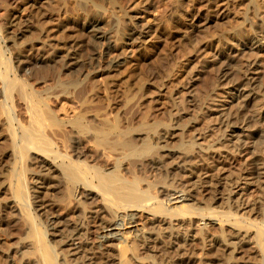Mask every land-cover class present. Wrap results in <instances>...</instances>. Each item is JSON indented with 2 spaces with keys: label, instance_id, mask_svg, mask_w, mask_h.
<instances>
[{
  "label": "rangeland",
  "instance_id": "374dc122",
  "mask_svg": "<svg viewBox=\"0 0 264 264\" xmlns=\"http://www.w3.org/2000/svg\"><path fill=\"white\" fill-rule=\"evenodd\" d=\"M249 8V0H0V59L3 57V63L25 69L37 67L39 63L42 66L45 62L51 63L55 68L48 76L51 85L44 88L35 84L34 78L38 75L32 76V82L35 89H39V96L63 93L56 108L60 119L72 120L80 111L91 110L93 115L97 112L99 127L120 122L125 130L144 125L147 131L152 125L160 132L167 125L175 126L183 133L177 131L179 135L171 140L170 147L180 152L188 149L186 142L195 140L196 135L204 137L197 142L196 149L189 152L191 157L188 159L197 172L193 180H197L196 183L201 181L195 187L185 188L186 193L189 191L193 195L194 203H185L183 207H187V211L195 209V212L184 216L182 221H162V218L155 219L149 210L133 209L130 213L136 216V224L125 227L124 236L119 235L121 240L104 241L98 228L99 220L96 217L87 220L84 216H96L92 214L94 210L103 208L101 196L95 195L90 206L84 205L79 198L71 197L69 202L72 194L62 180L51 181L60 183V192L46 188L51 182L37 169L41 156L38 159V155L29 153L23 162L18 159L12 135H9L11 128L4 115L12 110L13 103L4 96L5 86L0 82V100L3 102H0V264H55L43 255L42 243L38 246L32 229L30 234V228H35L34 223L25 215L18 195L30 198L33 212L28 213L37 215L34 221L41 225L53 222L51 216L55 215V210L59 212L56 211V216L60 214L65 220L67 217V222L63 221L65 224L56 227L57 231L49 227L44 242L45 245L49 243L46 245L49 251L51 247L59 254L58 264H264V248L260 247V250V240H256L261 239L264 247V234L262 237L258 233V227L262 229L264 224V17L248 15ZM94 22L98 23V36L88 30ZM58 29L60 32L55 35ZM130 33L137 34L140 39L130 41ZM60 43L64 44V53L75 55L69 75L60 74L63 61L53 57L55 45ZM114 61L120 62V66L111 69L110 64ZM14 76L11 80L16 79ZM22 79H26L23 72L17 77L19 85ZM244 85L246 90H252V95L243 100L241 91ZM75 99L81 106L79 109L72 103ZM233 125L239 126L234 129L238 138L232 135ZM60 135L58 138L69 145L66 134ZM155 141L157 145L160 142ZM80 146L90 160L94 154L92 161L88 159L91 166L102 164L108 168L114 164L113 160L96 154L102 147L95 141H84ZM110 147L112 145L109 150L114 154ZM153 153L147 158L142 156L143 159L129 157L134 163L128 160L127 165H130L129 171L131 167L134 166L135 170L136 165L142 167L144 163V166L150 163L165 165V168L142 167L141 177L145 183L159 184V189H154L156 192L149 190L147 184L142 185V190L148 188L147 192L157 195L165 181L171 184L170 177L164 178L168 175L165 169L174 163L170 160L169 165L168 159L161 160L162 150ZM145 158L149 159L146 161ZM137 160L145 162L138 163ZM255 161L260 164L258 168L262 167V175H250ZM163 162L166 163L163 165ZM17 167H24L23 170L29 172L25 171L27 181H23L28 194L26 189L23 191L25 195L18 193L21 188L17 186L22 183H16L18 174L14 171ZM143 173L146 174L144 177ZM246 175L250 180L243 179ZM129 176L127 173L130 180ZM165 188L163 190L169 193V188ZM157 196L158 200L164 198L163 194ZM177 197L180 195H175ZM176 200L170 205L179 208L182 202ZM62 202H67L66 206H62ZM199 208H215L217 214L210 217L208 212L207 218L203 219ZM230 211L238 215V220L233 218V224L226 222L222 217L224 214H220ZM109 214L104 218L107 227L111 222L109 217H112ZM70 217L77 220L72 221ZM74 221L82 224L84 237L83 242L76 240L73 244L65 235L69 234V225L76 223ZM243 225H248L249 229H241ZM27 245L32 246L29 251L25 249L23 255L20 252L15 255L20 247ZM171 248L174 254L168 252ZM230 257L233 258L230 260Z\"/></svg>",
  "mask_w": 264,
  "mask_h": 264
},
{
  "label": "bare ground",
  "instance_id": "6f19581e",
  "mask_svg": "<svg viewBox=\"0 0 264 264\" xmlns=\"http://www.w3.org/2000/svg\"><path fill=\"white\" fill-rule=\"evenodd\" d=\"M249 4H250V8H249V12H247L248 15H253L254 17H257V18L264 17V0H249ZM260 10H262V11H260ZM88 30L90 32L94 33L96 36H98L99 33H100L99 29H98V23L97 22H94L88 28ZM58 32H60L59 29L56 30L54 34L56 35V33H58ZM130 34H131L130 35L131 36L130 37L131 38L130 41L134 42L139 37V36L138 37L136 36L137 34L136 35H134V33H133V35H132V33H130ZM55 37L53 36L52 38L55 40ZM100 37L101 36H99L98 38H100ZM56 39H57V37H56ZM139 39H140V37H139ZM57 40L54 41V42L57 43ZM55 46H56V51L53 54V55H55V56H53V57H55L54 60H56V58H57V59H61V61H63V64L61 66V72L60 71L59 72H60V74L63 73L65 75H69L70 73H72V67L74 66V63H75V62H73L75 60V57H74L75 55H74V53H66V52L64 53L63 52L64 44L61 45V43H60V44H57ZM40 47H41V45H40ZM0 58H1V55H0ZM4 60L5 59H3V57H2V60L0 59V62H2V61L4 62ZM54 60H52V61L54 62ZM3 62L0 63V82H1V84H3L5 86L4 87L5 88L4 89V94L5 95L4 96L7 98V100H10V102L12 101V103H13L12 110H9L8 112H6L7 115H6V113L5 114L3 113V114L5 116H7L6 117L7 118L6 121L8 122L7 124H9L10 128L12 129V130L10 129L11 133H9V135L10 134L12 135L13 149H14L15 153L17 151L18 159H20V162H23L22 160L26 159V156H28L27 154H29V153L38 155V156H36L38 159H39V156H41L42 158L38 162L37 169L43 175V177H45V176L48 177V179L50 180L48 182H51L53 180L55 181V180L59 179V180H62L65 183L64 185H67L66 187H68V189L66 187H63L64 190L66 188V190L73 195V196L72 195L70 196V194L67 192V194H69L68 196H70L68 198L69 200H67L69 202H71L70 201L71 197L73 199L79 198V199H81V201H82V203L84 205L90 206L93 203V197L95 195L101 196L103 201H104L103 202L104 203L103 204V208H96V210H94L92 208L94 210V212L92 214L93 215L96 214V216L95 215L91 216V217L90 216L88 217L86 215H84V216H85V218L87 220L91 219V218L94 219L95 217L99 220L100 223H99V227L98 228H99L102 240H104V241L105 240H112L114 238L115 239L116 238H120V239H118V241L121 240L122 236L120 237L119 235H121V233L124 231V229L127 228L126 226L136 224V222H135L136 216L133 213H130V212H132L133 209H141L143 211H148L149 210V211H151L153 213L152 215H153V217L155 219L158 220V218H162V221H165V220H167V221L181 220L182 221V219L184 220V218H183L184 216H186L189 213L195 212V209H190V210L187 211V207L186 208L183 207L184 205H186L185 203L191 204L194 201V198L192 197L193 195L189 194L188 193L189 191L186 193L185 192V188L186 187H193V186L195 187L201 181L200 180V181H198V183H196L197 180L196 181L193 180L194 176H195V174L197 172H196V170L194 168H192L193 166L191 167L192 163L190 164L191 161H189L190 160L189 158L191 157V155H189L190 154L189 152H192L191 150L194 149V148L196 149V147L199 145V143H197V142L199 140H202L204 137L200 138L201 135L198 134V135H196L194 137L195 140L191 139L190 142H186V144L187 143L189 144L188 147L186 146L188 149L187 150L184 149L186 151L182 150V152H183L182 153V152H180L178 150L176 151L174 148L170 147V145L172 146L171 140L172 139H176L178 137L179 133H181V134L183 133L180 129H177L178 127H175V126L171 127V126L167 125L169 127V128H167V126L164 125V127L166 126V128H164L162 126L163 124L162 125H158V127L162 126V128H164L163 130H161L162 132L161 131L159 132V130H157V126L156 127H152V125H150L151 126L150 129H149V126H148L149 130H147V131H146V128H144L145 127L144 125H143V127H139V128L136 127L135 129H128L129 130L128 131V130L122 129V127L119 125L120 122L119 123L118 122L117 123L116 122L115 123L111 122L112 124L111 123L110 124L106 123V125L104 127H99L98 123H97L99 119L96 116L97 112H95L96 114L93 115L94 112L92 113L91 110L80 111L82 108L80 110H78V111H80L79 114H76V116L72 120H67L66 121L64 119L65 121H63L62 119L59 118V116L57 114L58 112L56 111L57 105H59V101H60L59 98L60 97L62 98V96H64L63 93H62V95H59V94L56 95L55 94L54 96H51V95L50 96H45V97L44 96H39L37 94V90H39V89H35V86H34L35 84H37V85L41 84L40 86H44V88H46V86L50 84L49 83L50 82L49 81L50 78L48 76H50V74L55 69L54 66L51 63H46L45 61L42 60L41 62L42 63L45 62L44 63L45 65L42 66V64L40 65V63H39V66H37V67L33 66L31 68L25 69L24 67H13L10 63L9 64H5ZM48 62H50V61H48ZM118 66H120V62H117V61L111 62V64H110L111 69L118 68ZM56 68H58V67H56ZM22 72L24 73V76H25L26 79H22L21 85H19L18 84L19 81L17 80V77L20 76V73H22ZM13 75H15L14 77H16L15 80H11ZM34 75L35 76L38 75V76L34 78V83L35 84L33 85L32 76H34ZM31 82H32V84H31ZM246 87L247 86L244 85V88L241 91V93H243V94H241L242 99L243 98H245V99L246 98H250L251 95H252L251 94L252 90H250V89L246 90ZM40 88H42V87H40ZM238 90H239V88H238ZM48 91H50L49 88H48ZM63 99H64V97H63ZM75 100L72 101V103L73 104L75 103L76 107H78V109H79L81 106H80L79 102L77 100L76 101ZM0 102H2V101L0 100ZM84 104H86V102L83 103V105ZM89 104H91V103H89ZM3 107H6V105H4ZM9 109H11V108H9ZM209 109H211V108H209ZM5 110H3V111L5 112ZM157 123L159 124V122H157ZM154 125H156V124L154 123L153 126ZM173 127L176 128V129H173ZM231 127H232V133H233L232 135L235 136L234 129L239 128V126L233 125ZM140 128H142V129H140ZM177 131H180V132L177 133ZM8 132H9V129H8ZM63 133L66 134L65 137H68L69 145H67V144L65 145L64 142H62L63 139L61 141V139L58 138L60 134H62L64 136ZM235 137H237V135ZM155 140H157V141L159 140L160 141L158 145L154 143V142H156ZM84 141H86L87 143L95 141V143L99 147H102L101 151L99 153L97 152L96 154L99 157H105V159L108 158V159L113 160L114 164L113 165L111 164L112 165L111 167L108 165V168H107L106 165H102L101 164L100 161L102 160V162H104V160L100 158L101 159L99 161V164H101L100 166L99 165H97V167L96 166L93 167V165L91 166L89 161H88V159H89V157H87L88 154H86V152H84V150L80 146V144L83 143ZM139 142H141L142 144L138 145ZM239 142H240V140H239ZM110 145H112V147H110V148H111V151H113L114 154H111V152L109 150V146ZM182 146L183 145H181V147ZM157 149L159 151L162 150V153H163L162 156L159 154V156L162 157L161 160H163V158L164 159L166 158V159L169 160V165L171 164L170 160L174 163L173 166H171L172 164L170 166H168L169 169L167 167L168 171L165 169V171H166L165 173H167L168 175H166V177H164V178H167V176H168L172 180V181H170L171 184H168L167 183L168 181L166 182L164 180L166 182V183L164 182V185L167 186L166 187L167 189L169 188V190H168L169 193L165 192V190H163L165 188V186H163L162 182H161L162 183L161 185L164 188L161 187L162 191H160V192L158 191L157 192V195H158V193H159V195L163 194L164 198L162 200L161 199L158 200V196L157 195H152L151 194L152 192L151 193L147 192L149 190L153 191L154 189L158 188L157 185L159 186V184L151 185L152 181L147 184V183H145L144 178L141 177V174H142L141 172L144 170V169L142 170V167L144 165H146V163H144L145 160H144V162H143V160L142 161L140 160L141 162L144 163V165L142 167L140 166L141 164L140 165H136L137 163L134 164L137 167H135L136 168L135 170H134V166L131 167L132 168V172H131V168H130V171H129L130 165L129 164H128L129 166L127 165V163L129 162L128 160H130V159H128L129 157H132L131 159H133V157H137V158H135V160H136V159H141L142 156L146 155V158H147V155L149 153H151V152L153 153L154 151L158 152ZM30 154H29V156H30ZM156 154L157 153H155V156H156ZM93 155H91V160L89 159L90 161H92V159L95 158V157H93ZM153 155H154V153H153ZM32 157H33V155H32ZM36 157H35V159H36ZM151 157H154V156H151ZM83 158H84V160H83ZM149 158H150V155H149ZM155 158H157V157H155ZM148 159H146V161ZM30 160H31V158H30ZM98 160H99V158H98ZM15 161H17V160H15ZM257 161H255L252 164L253 167H254L253 168L254 170L250 169L252 171L250 173V175L259 176L261 174L260 170L262 169V167L258 168V166H260V164L258 165L259 161L258 162ZM17 162H19V160ZM17 162H15V163H17ZM107 162H110V160L109 161L107 160ZM130 162H131V164H133L134 160H133V163H132L131 160H130ZM137 162H138V160H137ZM141 162H138V163H141ZM165 163L163 162V165ZM13 164L14 163H12V165ZM103 164H105V163H103ZM147 164H148V162H147ZM148 165L151 168L152 167L156 168V166H158V164L156 166L155 165L153 166L152 163H150ZM166 165H168V164H166ZM147 166H144L145 169L147 168ZM161 166H158V167H161ZM162 167L165 168V165L162 166ZM19 168L18 167L15 168L16 171H14L12 169L11 170L14 171V172H17V174H18V176L16 178V183H19V184L22 183V186L21 185L17 186V188L18 187L21 188V189H19V192L18 191L17 192L20 193V194L23 193L25 195V193L23 191L25 189L27 191V187H25L26 185L23 184V181H27L26 180L27 176L25 174L26 170L25 171L23 170L24 167L23 168L21 167L22 169H19ZM17 169L22 170L23 174L21 173V171H19V170L17 171ZM30 170H32V169H30ZM151 170H153V169H151ZM162 170L164 171V169H162ZM8 171H9V169H8ZM10 172H9V174H10ZM14 172H12V173H14ZM26 173H29V172L26 171ZM127 173H128V176H129V173H130V176H131L130 180L128 179V177H126ZM145 173H143V177H144ZM147 173H148V171H147ZM247 174H249V170H248ZM14 175L15 174H13V176ZM162 175H164V174H162ZM198 176L200 177V174H198ZM247 176L248 175H246V177H244L243 179L250 180V178H249L250 176H248V177ZM11 178H12V175H11ZM45 179H46V177H45ZM146 180H148V178ZM42 181L45 182L44 179ZM146 184H147V187L149 188V190H148V188H146L147 191H143L142 189H144V188H142V185L146 186ZM14 186H12V187H14ZM9 187L7 188V190H9ZM60 187H61L60 183L55 184L53 182L48 183V185L46 186V188L54 189V191H56V192L59 191ZM14 189L15 188H13L11 190H14ZM62 189H61V191H62ZM45 191H47V190H45ZM154 191L156 192L157 190H154ZM28 192H29V190L26 192V194H28ZM224 192H226V191H224ZM4 193L6 194L7 192L5 191ZM177 194L180 195L179 198L178 197L175 198V195H177ZM14 196H15V194H14ZM19 196L20 195H18V199L21 198V200H22L21 201V208H23V210L25 211V215L27 214L29 216V219H31L30 221L33 220L32 224L34 223V227L35 228H30V230H29L30 234H31V229H32L33 230L32 233H34L32 235H35L37 237V240H36L37 242L36 241L35 242L38 243V246L40 245V243H42V245H40V246H43L42 247L43 250H44L43 251L44 252L43 255L45 257H48L49 259L51 258L52 262L55 261L54 263L58 264L59 263V261H58L59 254L57 253V251L54 248H51V247H50V251H49V246H48V248L46 246L49 243L45 245L44 242L48 238V231L47 230L49 229V227H52L53 229H55L56 227H61V225L65 224L67 222V217H66V220H65L64 217H60L61 216L60 214H59V217L56 216V215H58V214H56L58 211L55 210L54 213L52 212L55 215L51 216V220H53V222L51 221L49 225L48 224L41 225V224L37 223V221L36 222L34 221L35 219L37 220V218H38L37 215L36 216H31V214H32L31 212H33V211H31V209L33 210V206H32L33 204L31 203L30 198H27L26 197L27 195L23 196V197H19ZM65 199H67V198H65ZM174 199H177V200L180 199L181 200L182 204L180 205L179 208L176 207V206H171L170 205V203ZM73 201H75V200H73ZM65 203H67V202H65ZM65 203L62 202V206H66ZM150 203H154V204L151 205ZM69 206L66 207V208L68 209V208L71 207V206L70 207ZM74 207H76V206H74ZM44 208H46V206ZM50 208H52V207H50ZM108 208H109V210H108ZM18 210L21 211L22 209L21 210L18 209ZM196 210H198V209H196ZM108 211L111 212L112 217H109V218H111V219H109V220H111V222H110V226L107 227V223H106V221H104V218H105L106 215L109 214ZM198 211L202 212V214H199V213L198 214L201 215L203 217V219L207 218L208 212H209V216L210 217H211V215L213 216V214L216 213L215 208L214 209H212V208H209V209H207V208H205V209L199 208ZM28 212H30L31 214L28 213ZM34 212H37V210H35ZM74 212H76V210ZM74 212H73V215H74ZM79 212H81V210H79ZM112 212H114V213H112ZM19 213H21V212H19ZM122 213H125V216H122ZM80 214H82V213H80ZM111 214H109V215H111ZM220 214H224L222 216L223 219L225 218L226 222L227 221H229V222L231 221V223H232L233 218L236 219L237 216H238L237 214L233 213L232 211L227 212V213L221 212ZM28 216H26V217H28ZM209 216H208V220H210ZM78 217L80 218L79 215H78ZM70 218L72 219V221L73 220H77V219H74L72 217H70ZM26 220H27V218H26ZM237 220H238V218H237ZM237 220H235V221H237ZM30 221H28V222H30ZM63 221H66V222L63 223ZM78 221H80V220H78ZM74 222H76V221H74ZM237 223L239 224L238 221H237ZM241 223L243 224V222H241ZM263 223H264V221H263ZM32 224H29V225L33 226ZM81 225L77 224V222L73 223V224L71 223L69 225V228H70L69 234L64 232V233H66L65 236H66V239H68L67 241H71L74 244V242L76 240H81V241L83 240L82 236H83L84 233L82 232L83 231V226H81ZM235 225H236V223H235ZM250 225H251V227L255 228V225H253V224H250ZM38 226H39L40 230L38 229ZM65 226L66 225H64L63 227H65ZM238 226H240V225H238ZM247 226L243 225V227L241 226V229L244 228V227H245V229L246 228L249 229V227H247ZM238 228H240V227H238ZM28 229H29V226H28ZM66 229H68V228H66ZM250 229H252V228H250ZM255 229H257V226H256ZM60 230H59V232H60ZM258 230H259V232H258ZM258 230H257V232L259 233V235L263 237L264 224L262 226V229L258 227ZM56 231H57V228H56ZM170 232H171V230H170ZM125 233L130 234L131 232H126L125 231ZM255 233H256V231H255ZM127 234H125V235L127 236ZM170 234H172V233H170ZM123 236H124V234H123ZM30 238L32 240V236ZM256 240H258V241L260 240L258 242L259 249L261 250V248H264L263 244H261L262 243L261 239L257 238ZM29 241H30V239H29ZM225 241H227V240H225ZM133 243L134 242H132V244ZM32 244H34V241H33ZM118 244H119V242H118ZM38 246L36 247L37 249H38ZM71 246L73 247V245H71ZM31 247H32L31 245L20 247L18 249V251L15 252V255L18 254L19 252H20L19 254L23 255L25 253V251H26L25 249H27L29 251V249ZM33 247H35V246H33ZM23 250H24V253H23ZM21 251H22V253H21ZM173 251L174 250H172V248H171V251H170V249H168L169 253H172ZM77 254H78V252H77ZM164 254H166V253H164ZM172 254H174V253H172ZM120 255H122V254H120ZM44 256L42 257L43 259H44ZM175 257H176V255H175ZM121 258H122V256H121ZM231 258H233V257H230V260H231ZM49 259H47V260L49 261ZM126 260L127 259H125V261ZM48 261L47 262L44 261V262L48 263Z\"/></svg>",
  "mask_w": 264,
  "mask_h": 264
}]
</instances>
